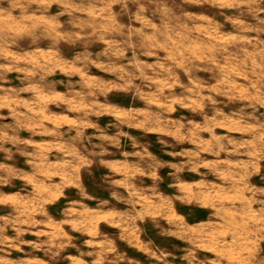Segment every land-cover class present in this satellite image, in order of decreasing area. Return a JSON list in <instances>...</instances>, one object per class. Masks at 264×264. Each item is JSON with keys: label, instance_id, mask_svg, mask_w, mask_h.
<instances>
[{"label": "rangeland", "instance_id": "374dc122", "mask_svg": "<svg viewBox=\"0 0 264 264\" xmlns=\"http://www.w3.org/2000/svg\"><path fill=\"white\" fill-rule=\"evenodd\" d=\"M0 264H264V0H0Z\"/></svg>", "mask_w": 264, "mask_h": 264}]
</instances>
